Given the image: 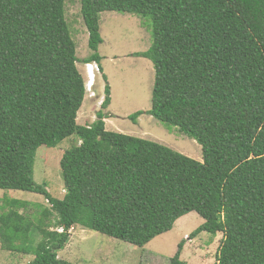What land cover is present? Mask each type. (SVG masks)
<instances>
[{
	"label": "trees",
	"instance_id": "1",
	"mask_svg": "<svg viewBox=\"0 0 264 264\" xmlns=\"http://www.w3.org/2000/svg\"><path fill=\"white\" fill-rule=\"evenodd\" d=\"M91 56L106 83L92 125L78 115L86 83L65 16L66 0H0V190L43 196L39 218L28 204L0 202V240L28 264H72L59 258L75 226L136 247L171 232L197 213L201 233L222 234L217 264H264V0H81ZM152 23L153 44L135 54L155 69L145 115L178 128L201 147L203 161L160 144L107 131L112 91L102 67V13ZM73 137L60 167L66 190L52 196L33 177L42 146ZM8 207V211L5 209ZM56 215V216H55ZM56 217L51 231L46 220ZM36 237H41L39 243ZM184 243L170 264L181 260Z\"/></svg>",
	"mask_w": 264,
	"mask_h": 264
},
{
	"label": "rangeland",
	"instance_id": "2",
	"mask_svg": "<svg viewBox=\"0 0 264 264\" xmlns=\"http://www.w3.org/2000/svg\"><path fill=\"white\" fill-rule=\"evenodd\" d=\"M81 9V0H66L65 16L80 60L77 67L87 82L86 64L81 61L90 57L92 52L89 49V33ZM100 30L104 40L100 46V55L103 57L105 75L108 76L112 89L111 111L117 114L114 121H105L107 131H111L116 124L120 134L148 140L191 159L203 161L202 147L178 128L167 126L148 115L140 118L136 126L129 119V116L139 111L152 108L154 65L148 59L135 56L149 51L152 47L154 39L151 21L131 14L105 12L101 15ZM105 85L101 73H96L93 87L95 104H91L92 99L86 93L87 99L78 115L80 126H89L96 122V114L103 106ZM109 109L103 112L108 113ZM130 128H134L132 132L125 131ZM78 144L77 138L73 137L56 148L42 146L36 152L34 180L38 184L46 183L52 196L57 199H63L66 194L60 167L62 157L68 149ZM8 199H18L31 204L26 210H21V214L24 213L35 222L41 211L37 206H42L43 209L51 208L43 196L0 190V202L3 206H7ZM5 209L8 211L9 208ZM55 222L56 217H52L45 221V225L51 226V231L64 232L56 227ZM203 224V218L197 213L187 214L175 222L171 232L154 239L142 248L75 226L70 230V242L59 253V258L72 264H170L179 250V244L183 242L185 245L181 255L182 261L188 264H217L223 235L201 233L194 239L190 237ZM40 241L41 237H36V242ZM3 246L0 240V264H28L35 259L34 255L12 252Z\"/></svg>",
	"mask_w": 264,
	"mask_h": 264
},
{
	"label": "built area",
	"instance_id": "3",
	"mask_svg": "<svg viewBox=\"0 0 264 264\" xmlns=\"http://www.w3.org/2000/svg\"><path fill=\"white\" fill-rule=\"evenodd\" d=\"M95 72H99V68L97 65L87 64L86 65V73L88 74V77L90 81L88 82V90L91 91V85H92V79L94 77ZM92 96H95L94 93H91Z\"/></svg>",
	"mask_w": 264,
	"mask_h": 264
},
{
	"label": "crops",
	"instance_id": "4",
	"mask_svg": "<svg viewBox=\"0 0 264 264\" xmlns=\"http://www.w3.org/2000/svg\"><path fill=\"white\" fill-rule=\"evenodd\" d=\"M102 67L104 68V66H103V63H102ZM105 69V68H104ZM104 73H105V70H104ZM108 77V76H107ZM112 90V89H111ZM90 98V97H89ZM87 98L85 97V100H86ZM91 99V98H90ZM91 104H95V102H94V100L92 99L91 100ZM112 106H113V103L111 104V106L109 107L110 109H109V112L108 113H110V114H112L113 116H115V118H112V119H109V120H105L106 122H110V121H114L115 119H116V115L117 114H114L115 112L114 111H111V108H112ZM93 109H94V107H93ZM94 111V110H93ZM142 118V117H141ZM136 126V125H135ZM135 126H133V127H135ZM117 127H116V124L113 126V128H112V130H113V132H116V133H121V132H119V129H116ZM132 128H130V130H128V129H126L125 131H127L128 133H130V132H132L133 131V129L131 130ZM111 130V131H112Z\"/></svg>",
	"mask_w": 264,
	"mask_h": 264
},
{
	"label": "clouds",
	"instance_id": "5",
	"mask_svg": "<svg viewBox=\"0 0 264 264\" xmlns=\"http://www.w3.org/2000/svg\"><path fill=\"white\" fill-rule=\"evenodd\" d=\"M92 65H97L98 66V64L97 63H91ZM87 65V64H86ZM86 68V67H85ZM98 68H99V66H98ZM96 73H101L100 72V68H99V72H95V74H94V77H93V79L91 80L92 81V85H91V88H92V90L91 91H89L88 90V82L90 81V79H89V77H88V74H87V78H88V80H87V82H85L86 83V93H88L89 94V96L88 97H90L91 99H93V98H95V96H92L91 95V93H93V87H94V84H95V82H96ZM102 75V74H101ZM83 76V75H82ZM85 80V79H84ZM94 80H95V82H94ZM95 95V94H94ZM103 103H104V101H103Z\"/></svg>",
	"mask_w": 264,
	"mask_h": 264
},
{
	"label": "bare ground",
	"instance_id": "6",
	"mask_svg": "<svg viewBox=\"0 0 264 264\" xmlns=\"http://www.w3.org/2000/svg\"><path fill=\"white\" fill-rule=\"evenodd\" d=\"M94 82H95V80H94Z\"/></svg>",
	"mask_w": 264,
	"mask_h": 264
}]
</instances>
